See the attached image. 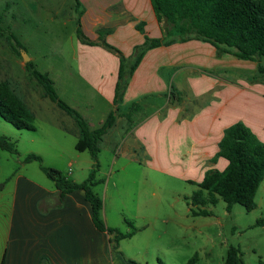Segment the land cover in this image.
<instances>
[{
  "label": "crops",
  "instance_id": "1",
  "mask_svg": "<svg viewBox=\"0 0 264 264\" xmlns=\"http://www.w3.org/2000/svg\"><path fill=\"white\" fill-rule=\"evenodd\" d=\"M69 9L77 14L76 31L94 42L78 35L77 72L89 86L82 89L88 106L72 107L90 129L100 127L115 108L121 113L99 147L119 129L147 162L199 183L208 170L226 168L228 161L218 153L228 127L241 122L264 142V58L241 59L198 39L161 43L144 51L115 104L119 52L132 59L146 37H164L163 23L151 0H69ZM134 102L141 108L122 115ZM36 189L33 198L15 202L0 264H111L113 235L95 227L84 192L68 193L55 205L56 199L48 198L57 189Z\"/></svg>",
  "mask_w": 264,
  "mask_h": 264
},
{
  "label": "rangeland",
  "instance_id": "2",
  "mask_svg": "<svg viewBox=\"0 0 264 264\" xmlns=\"http://www.w3.org/2000/svg\"><path fill=\"white\" fill-rule=\"evenodd\" d=\"M75 15L69 0H0V80L8 81L24 100L36 126L35 130L18 129L0 116V136L16 150L0 146V258L15 202L33 198L36 185L56 189L39 161H26L28 155H39L43 165L77 181L88 177L86 167L92 159L88 151L75 147L79 136L74 117L45 95L26 68L31 61L62 100L86 111L82 89L89 86L77 72ZM110 138L100 146L96 173L100 181L94 191L102 199L106 225L133 232L120 239L116 249L112 239L111 264H131L128 260L159 264V259L165 264H186L195 255L196 264H224L231 246L239 248L242 264H264V181L255 195L254 209L239 203L228 209L219 198L216 204L199 205L209 215L195 216L191 196L199 190L197 182L147 162L144 151L131 137L122 138L121 130Z\"/></svg>",
  "mask_w": 264,
  "mask_h": 264
},
{
  "label": "trees",
  "instance_id": "3",
  "mask_svg": "<svg viewBox=\"0 0 264 264\" xmlns=\"http://www.w3.org/2000/svg\"><path fill=\"white\" fill-rule=\"evenodd\" d=\"M151 2L159 21L163 23V38L146 37L143 44L135 47L130 62L114 46L103 41L106 47L121 55L115 104L144 51L161 43L170 44L177 40L198 39L213 44L221 53H228L241 59L264 58V0H151ZM140 29L142 30V27ZM78 35L85 43L94 44L83 36L80 30ZM26 68L41 83L45 95L74 117L80 131L75 147L80 152L90 153L93 167L88 177L78 182L54 167L43 165L39 155L30 154L26 157V161H39L47 177L55 182L57 189L55 205H60L68 193L82 190L91 205L93 224L98 230L113 235L112 239L116 242L114 249H116L119 240L129 237L133 232L123 233L106 225L102 214L103 202L94 191V186L100 181L96 178L100 166L99 141L121 113L115 108L100 127L90 129L86 118L59 97L47 76L42 74L31 61L26 63ZM141 106V102H134L122 115L130 117ZM0 116L18 129H36L34 114L6 80H0ZM0 146L9 151H16L14 145L5 136H0ZM218 156L224 157L228 164L222 171L208 170L203 179L197 183L199 190L191 196V211L195 216L209 215L210 212L200 208L199 205L216 204L219 198L226 202L228 209L236 203L243 205L247 210L256 207L255 195L264 181V142H261L245 124L238 122L225 130L220 141ZM158 261L159 264H165L160 259ZM128 262L137 264L133 260ZM196 262L195 255L186 264H196ZM224 264H242L239 248L231 246L228 249Z\"/></svg>",
  "mask_w": 264,
  "mask_h": 264
},
{
  "label": "water",
  "instance_id": "4",
  "mask_svg": "<svg viewBox=\"0 0 264 264\" xmlns=\"http://www.w3.org/2000/svg\"><path fill=\"white\" fill-rule=\"evenodd\" d=\"M28 58H29L28 56H25V55H24V60H28Z\"/></svg>",
  "mask_w": 264,
  "mask_h": 264
}]
</instances>
